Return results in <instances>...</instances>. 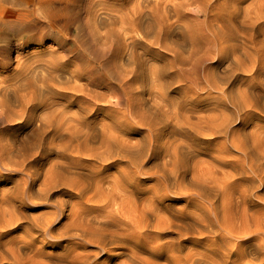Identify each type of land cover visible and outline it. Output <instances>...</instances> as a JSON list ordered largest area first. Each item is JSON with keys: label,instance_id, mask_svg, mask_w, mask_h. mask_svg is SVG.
<instances>
[{"label": "clouds", "instance_id": "obj_1", "mask_svg": "<svg viewBox=\"0 0 264 264\" xmlns=\"http://www.w3.org/2000/svg\"><path fill=\"white\" fill-rule=\"evenodd\" d=\"M0 264H264V0H0Z\"/></svg>", "mask_w": 264, "mask_h": 264}]
</instances>
